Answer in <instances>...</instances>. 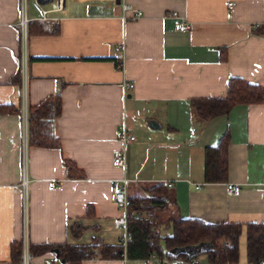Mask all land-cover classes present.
I'll return each mask as SVG.
<instances>
[{
  "label": "crops",
  "instance_id": "crops-1",
  "mask_svg": "<svg viewBox=\"0 0 264 264\" xmlns=\"http://www.w3.org/2000/svg\"><path fill=\"white\" fill-rule=\"evenodd\" d=\"M35 3V1H34ZM141 12L122 20L121 4ZM48 32L34 21L25 40L21 0H0V104L17 113L0 115V264L9 244H120L113 219L114 180L126 179L129 197L154 183L167 186L182 218L243 226L237 264L246 262L245 225L264 222V104L237 105L227 115L194 118L191 101L221 98L228 79L264 85V0H63ZM230 4V5H227ZM55 0L46 8H53ZM104 5L105 14H89ZM36 13L28 14L35 18ZM176 12L177 16H172ZM131 15V12H127ZM179 17L188 32L174 28ZM42 31V32H41ZM123 45V68L116 66ZM224 48L226 58L220 59ZM23 55L26 57L23 66ZM17 74V81L13 76ZM124 81L133 88L125 93ZM59 92L61 113L53 124L59 147L25 145L28 106ZM152 123L156 128L150 127ZM125 127L135 139L123 143ZM227 132V180L203 181V151ZM26 155L27 222L21 180ZM124 152L125 167L113 165ZM66 159L82 178H68ZM56 181L53 189L50 181ZM236 184L238 195H228ZM196 186H200L196 188ZM90 208V214L87 209ZM73 223L83 227L79 237ZM55 257L46 252L30 264ZM205 258V255L202 256ZM81 264H152L148 260L89 259Z\"/></svg>",
  "mask_w": 264,
  "mask_h": 264
},
{
  "label": "trees",
  "instance_id": "trees-1",
  "mask_svg": "<svg viewBox=\"0 0 264 264\" xmlns=\"http://www.w3.org/2000/svg\"><path fill=\"white\" fill-rule=\"evenodd\" d=\"M30 30L29 24L27 31ZM42 32V31H41ZM220 59L225 60L224 48L220 49ZM17 74L12 78L17 81ZM264 104V85L251 84L239 77L228 79L226 95L221 98H199L191 101V108L202 120L224 116L237 105ZM10 104H0L1 114L17 113ZM61 113L59 92L46 97L36 105L26 109V145L38 147H59L53 134V124ZM229 135L224 132L216 144L206 146L203 151V181L222 183L227 180V147ZM68 178H82L75 164L62 160ZM127 232L130 239L125 245H106L94 239L88 245L28 244V259L46 252L57 251L62 264H81L89 259H125L148 260L152 255L167 258L170 261L187 260V255H172L175 248L196 247L209 244V249L201 251L211 264L237 263L239 258V237L243 226L238 223H208L198 218H182L178 213L175 200L171 197L166 184L154 183L142 188L139 195L129 197ZM90 208L87 209L89 215ZM83 227L73 223L70 232L79 237ZM246 262L259 264L264 261V222L245 225ZM229 246L221 248V243ZM22 240L9 244V262L3 264H21Z\"/></svg>",
  "mask_w": 264,
  "mask_h": 264
},
{
  "label": "built area",
  "instance_id": "built-area-1",
  "mask_svg": "<svg viewBox=\"0 0 264 264\" xmlns=\"http://www.w3.org/2000/svg\"><path fill=\"white\" fill-rule=\"evenodd\" d=\"M35 3L38 7L39 13L35 18H28L26 13V6H25V0H21V18L19 21V26L21 28L22 33V39L25 40L26 34H27V26L31 21L39 23L42 28L48 32H53L57 29L59 26L60 18L58 16L52 15V12H59L63 8V0H55V5L53 8L49 9L44 7V5H40L35 0ZM230 5V4H227ZM121 19L122 20H136L141 17V12L134 10L133 7L129 4H121ZM127 12H131V15H127ZM172 16H177L176 12H172ZM174 28L176 31L179 32H188L192 28V23L189 22L185 17H179L178 20L174 25ZM123 45H119L115 47V51L118 52L119 58L117 59L116 66L118 69L122 70L123 68ZM23 66L26 62V57L23 55ZM122 87L125 93L129 92L133 88V84L128 81H124L122 83ZM25 145H26V112H25ZM118 136L120 140L123 143H126L128 141H133L135 137L128 133L127 129L125 127H122L121 130L118 132ZM113 165L124 168L125 167V155L124 152L121 151L118 153L114 159H113ZM28 178H27V169H26V155L25 151L23 152L22 157V164H21V180L18 183V185L13 188L14 191L17 190V188L21 191L22 194V200H23V222H27V187H28ZM112 187V194H113V200L118 205L120 209V214L116 216L113 219V225L117 229L122 230V234L120 237V244L125 248L126 243L130 239L129 234L127 232V216H128V207L130 205L129 196L127 194V189L125 186L126 179L121 178L120 180H114ZM56 181H50L49 188L53 189L56 186ZM168 187L171 186V183L166 184ZM200 186H196V188H199ZM227 194L228 195H238L240 192V187L236 184L230 185L227 187ZM22 262L21 264H30V261L28 259V243L26 241H22ZM229 246V242H223L221 243V248H225ZM202 254H196L193 256H187V260H174L170 261L167 258H158L155 255H152L149 260L152 262V264H211L208 262V260L203 258L201 256ZM123 261H126L125 257H123ZM44 264H60L57 260H55V257L47 258L45 260ZM237 264V263H232ZM259 264H264V261H261Z\"/></svg>",
  "mask_w": 264,
  "mask_h": 264
},
{
  "label": "water",
  "instance_id": "water-1",
  "mask_svg": "<svg viewBox=\"0 0 264 264\" xmlns=\"http://www.w3.org/2000/svg\"><path fill=\"white\" fill-rule=\"evenodd\" d=\"M36 1L40 5H47V4L52 3L54 0H36ZM113 2L116 5L120 4V0H113ZM104 8H105L104 5H92L90 6L88 13L89 14H105L107 13V11H105ZM150 127L156 128L157 126L155 123H152ZM208 249H209V244H203L201 247L200 246H196V247L186 246L182 248H175L171 250L169 253H171L172 255L184 254L187 256H193L196 254H200L202 250L206 251ZM53 254L55 258H58L57 251H53ZM59 263L62 264L63 261H59Z\"/></svg>",
  "mask_w": 264,
  "mask_h": 264
},
{
  "label": "rangeland",
  "instance_id": "rangeland-1",
  "mask_svg": "<svg viewBox=\"0 0 264 264\" xmlns=\"http://www.w3.org/2000/svg\"><path fill=\"white\" fill-rule=\"evenodd\" d=\"M35 0H25V6H26V11L28 12V14L32 15L36 13V7H35ZM45 7V6H44ZM194 114V113H193ZM195 119H199L202 120L200 118H198L196 115H194ZM203 256V255H201Z\"/></svg>",
  "mask_w": 264,
  "mask_h": 264
}]
</instances>
